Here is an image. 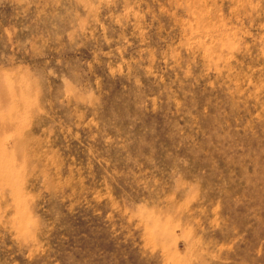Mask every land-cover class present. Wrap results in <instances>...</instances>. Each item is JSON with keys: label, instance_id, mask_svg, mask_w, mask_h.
Listing matches in <instances>:
<instances>
[{"label": "rangeland", "instance_id": "1", "mask_svg": "<svg viewBox=\"0 0 264 264\" xmlns=\"http://www.w3.org/2000/svg\"><path fill=\"white\" fill-rule=\"evenodd\" d=\"M0 264H264V0H0Z\"/></svg>", "mask_w": 264, "mask_h": 264}]
</instances>
